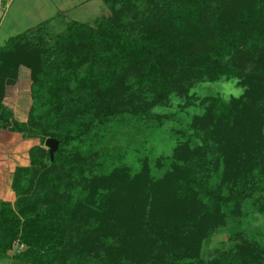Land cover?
Masks as SVG:
<instances>
[{"label":"rangeland","instance_id":"rangeland-1","mask_svg":"<svg viewBox=\"0 0 264 264\" xmlns=\"http://www.w3.org/2000/svg\"><path fill=\"white\" fill-rule=\"evenodd\" d=\"M38 1L44 0L3 2L4 5L10 2V6L0 29V47L9 38L42 22L40 18L46 15L37 14ZM46 1L50 4V0ZM152 1L112 0L110 7L94 0L73 11L70 5L84 4L86 0H67L66 11L60 19L49 21L42 33L30 34L29 38L33 42L36 37L48 39V48L52 50L53 41L66 32L71 20L84 23L88 31H97L99 19L134 28L139 24L156 26L157 12ZM231 4L230 13H235L239 8ZM262 38L256 37L258 43L251 46L248 41L242 42L240 47L252 52L231 58L236 60L233 76L206 80L200 75L189 82H172V89L164 100L155 98L146 88L133 85L134 75L120 80V85L112 90L97 94L96 109L111 106L123 113L109 140L100 142L92 141L88 135L92 124L88 120L95 115L94 110H88V105L94 94L79 84V70L67 77L64 97L69 104L56 107L58 112L63 110L64 120L50 127L40 116L33 118L36 106L33 68L39 50L23 45L14 57L3 56L0 59V211L25 213L34 219L36 214L44 219L43 222L35 220L40 232L29 240L21 232L13 236L5 224L0 226V243H10L8 257L18 260V264H98L105 257L109 242L119 250L124 249L117 256L120 264H175L173 260L186 264L190 260L183 258L191 257V250L197 247L198 255L193 258L216 264L217 252L229 251L241 241L264 247V216L256 207L259 199L264 200V194H256L240 207L215 209L203 217L199 229L185 233L189 229L186 220L202 209L203 198L192 191L186 198L173 199L159 189L162 179L175 175L201 138L213 140L219 149V164L213 180L215 191L227 194L238 188L240 168L236 159L250 150L255 140L262 145L258 172L264 178V86L255 77V71L264 67V47L259 43H263ZM234 78L246 91L240 99L232 98L226 103L224 97L232 91ZM127 86L131 89H126ZM127 92L133 94L129 99L125 98ZM215 100L232 104L236 110L218 114ZM3 113L11 115L27 130L8 131L1 117ZM135 113L141 116L131 118ZM40 133L65 135L67 143L61 147L62 157L74 156L80 162L88 160L89 168H72L68 172L66 167H51L53 160L45 142L34 138ZM114 173L120 176L115 179ZM110 195L123 204L107 213L106 198ZM117 222H123L133 231L123 245L113 230V223ZM100 232L104 233L99 235ZM197 232L208 237L191 243L190 233ZM35 244L44 246L38 255L27 261L16 258ZM0 264L8 263L0 259Z\"/></svg>","mask_w":264,"mask_h":264},{"label":"trees","instance_id":"trees-1","mask_svg":"<svg viewBox=\"0 0 264 264\" xmlns=\"http://www.w3.org/2000/svg\"><path fill=\"white\" fill-rule=\"evenodd\" d=\"M111 1L102 0L105 6L110 5ZM231 3L237 4L239 8L235 13H230ZM151 4L157 12L156 26L139 24L134 28L109 19H99L97 31H88L84 23L71 21L66 32L58 35L53 41L52 50L48 48V39L36 37L33 42L29 38L30 34L42 33L51 20L9 38L5 46L0 47V59L6 55L14 57L21 51L23 45H30L39 50L35 55L33 68L35 77L33 97L36 104L33 118L40 116L46 121V126L50 127H56L64 120L63 110L58 112L56 107L63 108L69 104L64 97L67 77L75 70H79V84L85 85L87 91L94 94L92 103L88 105V110L92 109L90 112L94 110L95 114L92 116L89 113L92 117L88 121L92 124L87 130L88 135L92 141L96 139L100 142L105 138L109 140V134H113L115 126L120 122L118 119L123 114L122 110H115L111 106L99 110L96 109L98 106L94 102L98 99L97 94L119 86L118 82L123 78L129 79V76L134 75L133 85L137 84L139 89L146 88L155 98L164 100L172 89V82H189L200 75L206 80L226 75L233 76L236 60L231 58L252 52L250 49H242L240 47L242 42L248 41V46H251L258 43L256 37L263 36V43H259L264 47V0H153ZM255 77L258 79L257 83L264 86L263 66L255 71ZM129 88L131 89L130 86L126 87ZM130 96L133 94L127 92L125 98L129 99ZM215 105V112H219L218 114L236 110L234 105H226L221 100H215ZM218 114L214 117H218ZM136 116L141 115L135 113L131 118L135 119ZM1 117L8 131L18 133L27 130L11 115L3 113ZM257 119L255 118L256 121ZM82 131L85 133L86 128ZM34 138H38L41 143L48 138L59 142V148L50 162L51 167H66L68 172L72 168H89L87 159L80 162L74 156L68 159L62 157L61 147L67 143L65 135L40 133ZM258 141L255 140L250 150L242 152L236 159L240 168L238 172L240 182L232 193L224 194L213 188L220 153L217 144L208 138L200 139V144L190 151L175 175L167 176V180L162 179L159 189L166 196L183 199L192 191H196L204 200L202 209L196 210L191 218L186 220L189 229L185 233L197 230V227L199 229L203 217L212 214L215 209L230 210L234 206L240 207L256 194H264V178L258 172L262 145ZM119 176L118 173H114L115 179ZM102 179L107 183L106 179ZM112 195L108 197L113 201L110 202L109 198H106L107 213L116 211L117 205L123 204L119 199L111 197ZM256 207L264 216V200L259 199ZM18 214L20 215L13 212L4 214L0 211V226L7 225L13 236L21 232L25 240L36 238L40 232L37 230L40 228L37 227L35 220L43 222V217L34 214V219L25 213ZM118 217L121 219V216ZM122 223H113V230H116L118 242L123 245L126 236L133 231ZM107 232L109 233L110 229ZM103 233L100 232L99 235ZM194 234L189 235L191 243L192 240L198 243L204 237H208L207 234L204 236L198 232ZM41 246L32 245L16 258L30 260L38 255L40 248H44ZM9 247L10 243L7 245L0 243V258L8 257ZM106 250L105 257L98 264H120L117 256L124 249L119 250L108 242ZM191 253V257L183 258L184 261L189 258L190 262L186 264L211 263L193 258L198 255V247L193 248ZM217 256L219 258L216 264H264V247L256 242L241 241L229 251L217 252ZM178 258L176 256V259ZM173 262L180 264L176 260Z\"/></svg>","mask_w":264,"mask_h":264},{"label":"crops","instance_id":"crops-1","mask_svg":"<svg viewBox=\"0 0 264 264\" xmlns=\"http://www.w3.org/2000/svg\"><path fill=\"white\" fill-rule=\"evenodd\" d=\"M5 0H0V11L2 12L1 16H0V29L3 27V24H4V17L6 15V12H7V9L9 8L10 6V2L9 4L7 5H4L3 2ZM65 1V2H64ZM66 1L67 0H50V4H48V2L46 0H44L42 3L38 1V3L40 5L37 4V7H38V11L36 10L37 14H40V15H46V16H42L40 19L42 22L44 21H47V20H59L61 15H63L66 11V7H67V4H66ZM102 1V0H101ZM63 2H64V5H63ZM94 2V0H86V2L84 4H78V5H70L71 9L74 11V9H78L79 7L78 6H83L87 3H92ZM104 4V3H103ZM41 6V7H40ZM51 7L49 10L48 7ZM96 6V5H95ZM44 7H46V9H44ZM9 11V10H8ZM24 11V10H23ZM23 15L25 18H27V13L26 11L23 12ZM60 16V17H59ZM18 18V17H17ZM67 20V19H66ZM13 22H11L9 25H11L12 23L16 22V19L15 20H12ZM71 21H75V20H71ZM40 22V23H42ZM14 25V24H13ZM12 25V26H13ZM1 31V30H0ZM1 199V198H0ZM0 259H6L7 260V263L8 264H18V262L13 259V258H10V257H7V258H0Z\"/></svg>","mask_w":264,"mask_h":264},{"label":"clouds","instance_id":"clouds-1","mask_svg":"<svg viewBox=\"0 0 264 264\" xmlns=\"http://www.w3.org/2000/svg\"><path fill=\"white\" fill-rule=\"evenodd\" d=\"M239 84V80L234 78L232 91L228 96L224 97L226 103H230L232 98L240 99L244 95L246 88L239 86Z\"/></svg>","mask_w":264,"mask_h":264},{"label":"water","instance_id":"water-1","mask_svg":"<svg viewBox=\"0 0 264 264\" xmlns=\"http://www.w3.org/2000/svg\"><path fill=\"white\" fill-rule=\"evenodd\" d=\"M45 146L49 149L48 153H49L50 160L52 161L54 157V153L59 148V142L53 138H48L45 141Z\"/></svg>","mask_w":264,"mask_h":264}]
</instances>
